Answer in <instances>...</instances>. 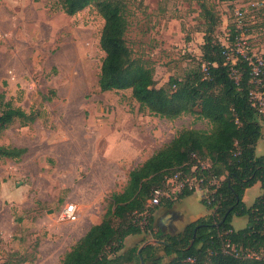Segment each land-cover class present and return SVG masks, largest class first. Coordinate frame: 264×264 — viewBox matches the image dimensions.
<instances>
[{
  "label": "rangeland",
  "instance_id": "rangeland-1",
  "mask_svg": "<svg viewBox=\"0 0 264 264\" xmlns=\"http://www.w3.org/2000/svg\"><path fill=\"white\" fill-rule=\"evenodd\" d=\"M125 15L128 45L154 68L157 86L198 67L205 33L233 53L264 58V0H127ZM103 22L95 2L67 15L58 0H0V96L36 115L0 132V144L26 149L0 158V264H56L102 218L131 169L181 129L211 127L191 112L168 119L139 109L130 89L101 91ZM262 133L264 152V122ZM70 202L77 219L57 221Z\"/></svg>",
  "mask_w": 264,
  "mask_h": 264
},
{
  "label": "trees",
  "instance_id": "trees-1",
  "mask_svg": "<svg viewBox=\"0 0 264 264\" xmlns=\"http://www.w3.org/2000/svg\"><path fill=\"white\" fill-rule=\"evenodd\" d=\"M58 2L67 15L93 2L97 5L104 21L99 37L104 52L98 78L101 91L130 89L139 109L168 119L191 112L211 125L209 130L181 129L131 169L123 189L110 193L100 222L75 240L58 264H140V259L143 264H264V156L256 153L264 113L252 98L253 91L264 94V74L259 76L260 83L255 82L246 59L205 33L198 67L183 78L169 77L167 86H157L154 68L134 57L128 45L127 0ZM204 15L214 22L212 12L205 10ZM230 32L233 44L239 31L231 25ZM232 53L234 58H227ZM35 119L34 113L0 96V132L17 120L26 124ZM25 151L0 144V158L18 159ZM176 173L179 181L190 175L203 178L201 185H207L208 192L200 200L210 213L190 221L180 233L154 232L155 208L194 192L184 187L173 197L147 205L155 190L169 189L167 180ZM213 179L218 184L208 185ZM257 182L261 192L246 205L244 192ZM234 216L246 217V225L235 229ZM143 232L160 242L146 243L139 253L136 248L120 253L126 236ZM164 257L170 260L163 262Z\"/></svg>",
  "mask_w": 264,
  "mask_h": 264
},
{
  "label": "crops",
  "instance_id": "crops-1",
  "mask_svg": "<svg viewBox=\"0 0 264 264\" xmlns=\"http://www.w3.org/2000/svg\"><path fill=\"white\" fill-rule=\"evenodd\" d=\"M260 140L261 138L258 140L256 144V153L264 156V152H262L260 149ZM252 187H255V189L257 190L255 192V195L253 196L252 201L249 203V202H246V195H247V192L249 191V188H252ZM249 188L245 190L244 195H243V201L245 202L246 205H250L254 201L255 197L258 196L261 192L259 182L255 183ZM258 189H259V192H258ZM209 213H210V210H208L200 200L199 192H193L192 194L187 195L181 199L174 200L170 205L161 204L157 206L153 212L152 228L154 232H160L164 234H177V233H180L190 221L200 216H205ZM236 217H239V216H234L232 218L233 227L235 229L244 227L247 223V218L242 216L241 218H243L242 221H244V225L235 226L233 221L236 220ZM100 220H101V217L99 216L98 220L91 222L88 225V227L84 229L83 233L77 237V239L80 236H82L92 224L98 223L100 222ZM153 239L154 238L152 237V234L150 232H143L140 234L128 235L124 239V247L122 248L120 253L122 252L124 254H127V252L132 248H136L138 250L139 248L144 246L146 243H156L152 241ZM63 254L64 253H62V255ZM158 254L163 255V251H159ZM59 260L56 264L59 263ZM169 260H170L169 257H164L163 262H167ZM124 264H131V262H124Z\"/></svg>",
  "mask_w": 264,
  "mask_h": 264
},
{
  "label": "built area",
  "instance_id": "built-area-1",
  "mask_svg": "<svg viewBox=\"0 0 264 264\" xmlns=\"http://www.w3.org/2000/svg\"><path fill=\"white\" fill-rule=\"evenodd\" d=\"M236 13L240 16L242 14L241 9H237ZM237 52L246 59L249 64L252 66V75L255 78V82L260 83V74H264V58H255L254 56H251L247 53H244L243 49L239 48ZM227 58H230L229 55H227ZM233 75L236 77V71H233ZM252 98L255 100L256 104L260 108L259 110L264 113V100H263V93L261 91H253L252 92ZM202 167H205V163H201ZM194 168V167H193ZM179 173L174 174L172 177H170L167 182L169 184V189L165 192L158 189L155 190L151 196L150 199L147 201L148 206H154L159 203L161 197H173L181 188L187 187L189 190H193L194 192H199L201 194V197L203 195H206L207 185L202 186V177L197 176H188L183 177L178 180ZM218 180L213 179L209 182L208 185H217ZM78 216V208L77 205L73 202L65 204L60 211L57 214V221H75Z\"/></svg>",
  "mask_w": 264,
  "mask_h": 264
},
{
  "label": "water",
  "instance_id": "water-1",
  "mask_svg": "<svg viewBox=\"0 0 264 264\" xmlns=\"http://www.w3.org/2000/svg\"><path fill=\"white\" fill-rule=\"evenodd\" d=\"M153 242H160L159 240L153 239ZM191 243H193V240H191ZM139 249H138V253H139ZM140 264H143V261L140 259Z\"/></svg>",
  "mask_w": 264,
  "mask_h": 264
}]
</instances>
